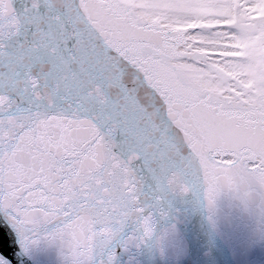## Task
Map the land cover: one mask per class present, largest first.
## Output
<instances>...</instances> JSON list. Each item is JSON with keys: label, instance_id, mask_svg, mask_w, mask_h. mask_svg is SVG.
<instances>
[{"label": "snow or ice", "instance_id": "6c2138e0", "mask_svg": "<svg viewBox=\"0 0 264 264\" xmlns=\"http://www.w3.org/2000/svg\"><path fill=\"white\" fill-rule=\"evenodd\" d=\"M223 193L264 217V0H0V264H138Z\"/></svg>", "mask_w": 264, "mask_h": 264}, {"label": "water", "instance_id": "95a60500", "mask_svg": "<svg viewBox=\"0 0 264 264\" xmlns=\"http://www.w3.org/2000/svg\"><path fill=\"white\" fill-rule=\"evenodd\" d=\"M177 200L173 205L175 234L151 241L135 253L138 264H264V217L234 195L223 193L210 213L207 202L196 198L194 207ZM54 226H48L51 231ZM159 232L168 221L159 223ZM8 225L0 214V234L11 247ZM14 264H67L58 243L41 239L27 255L13 244ZM19 253V254H17Z\"/></svg>", "mask_w": 264, "mask_h": 264}]
</instances>
